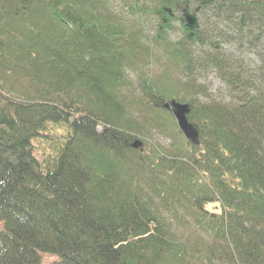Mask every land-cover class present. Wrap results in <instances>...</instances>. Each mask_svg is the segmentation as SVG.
I'll return each mask as SVG.
<instances>
[{
  "label": "trees",
  "instance_id": "trees-1",
  "mask_svg": "<svg viewBox=\"0 0 264 264\" xmlns=\"http://www.w3.org/2000/svg\"><path fill=\"white\" fill-rule=\"evenodd\" d=\"M121 2L0 0V264H264V57L249 70L223 47L264 45V0ZM154 46L178 76L134 85ZM207 70L226 100L200 98ZM49 125L50 161L32 143Z\"/></svg>",
  "mask_w": 264,
  "mask_h": 264
},
{
  "label": "rangeland",
  "instance_id": "rangeland-1",
  "mask_svg": "<svg viewBox=\"0 0 264 264\" xmlns=\"http://www.w3.org/2000/svg\"><path fill=\"white\" fill-rule=\"evenodd\" d=\"M114 5L117 7V9L121 8V0H112ZM198 22L199 15L197 14ZM173 24V30L170 31L167 35V37L175 41L180 38L181 36V30L179 27V22L175 21ZM157 26V19L152 17H146L143 20V28L146 31V34L149 37H152L155 34ZM223 47L225 50H228L236 57L244 60L246 65L248 66L249 70H256L259 61L261 57H264V45L263 43H257L256 46H248L246 44L240 45L238 42L231 41L223 44ZM152 55L149 60H147L149 63L148 65L145 64L146 61H138L137 69L134 68L130 72V78L134 82V85H137V82L141 79V77L149 76L150 80H173L176 75L178 76L179 71L177 72L174 67L168 64L167 59L165 55L163 54L162 50L160 48L154 46L152 47ZM142 75V76H141ZM198 84L205 87L207 90V96L200 98L202 100L208 99V97L216 98L219 100H226L228 97L227 95V89L225 88L223 82L220 80V78L217 76V74L212 70L203 71L198 75ZM63 126L61 125H49L47 128L48 133H44L43 138L49 139L50 141L44 144V139H33L32 143L36 146V143L43 146L45 149L41 150H34L33 153L35 157L38 159L47 158L48 160H52V156L56 154L57 150L59 151L62 144H64V138L63 134L65 132V129H62ZM62 129V130H61ZM187 132L189 134L192 133V128L189 127L187 129ZM48 134V135H47ZM41 138V137H40ZM149 142L155 145H159L162 147H167L170 143V137L164 133H161L158 130L151 131L149 135ZM205 208L211 212L220 213L221 208L219 203H208L205 205ZM56 257L50 254H43L42 255V263L43 264H53L56 261Z\"/></svg>",
  "mask_w": 264,
  "mask_h": 264
},
{
  "label": "water",
  "instance_id": "water-1",
  "mask_svg": "<svg viewBox=\"0 0 264 264\" xmlns=\"http://www.w3.org/2000/svg\"><path fill=\"white\" fill-rule=\"evenodd\" d=\"M167 12L169 13L170 12V9H167ZM183 21L185 22V26L187 28H190V29H195L198 27V21L196 19V16L195 14H192V13H189L187 12L186 10L183 11ZM175 109H176V112H175V116H176V119H177V122H178V125L179 127L190 137H194L195 136V132L194 130L192 129V133L189 134L187 132V129L190 127L187 122H186V118H185V111H186V106L185 105H181V104H176L175 105ZM139 143L138 142H135L133 144V146H137Z\"/></svg>",
  "mask_w": 264,
  "mask_h": 264
},
{
  "label": "bare ground",
  "instance_id": "bare-ground-1",
  "mask_svg": "<svg viewBox=\"0 0 264 264\" xmlns=\"http://www.w3.org/2000/svg\"><path fill=\"white\" fill-rule=\"evenodd\" d=\"M192 14H195L196 19H197V21H198V18H197V11H196V12H193Z\"/></svg>",
  "mask_w": 264,
  "mask_h": 264
}]
</instances>
